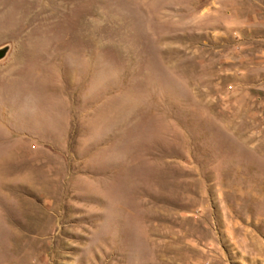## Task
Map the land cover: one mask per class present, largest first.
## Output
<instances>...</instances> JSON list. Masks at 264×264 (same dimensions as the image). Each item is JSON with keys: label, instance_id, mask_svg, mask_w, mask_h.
<instances>
[{"label": "rangeland", "instance_id": "obj_1", "mask_svg": "<svg viewBox=\"0 0 264 264\" xmlns=\"http://www.w3.org/2000/svg\"><path fill=\"white\" fill-rule=\"evenodd\" d=\"M0 264H264V0H0Z\"/></svg>", "mask_w": 264, "mask_h": 264}]
</instances>
